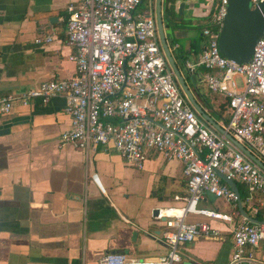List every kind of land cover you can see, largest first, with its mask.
I'll list each match as a JSON object with an SVG mask.
<instances>
[{"label":"built area","instance_id":"2783aa9c","mask_svg":"<svg viewBox=\"0 0 264 264\" xmlns=\"http://www.w3.org/2000/svg\"><path fill=\"white\" fill-rule=\"evenodd\" d=\"M263 0H251L255 8ZM76 0L67 6L66 43L73 53L75 75L67 80L47 81L22 95L0 97V115L18 103L28 107L35 101L65 99L64 112L70 127L60 143L86 154L112 145L131 166L142 169L148 152L182 164L187 194L175 196L179 206L165 218L162 234L166 253L152 259H129L125 254L104 255L99 264H189L180 252L183 244L198 237H217L208 221L232 226V253L228 264H257L255 249L264 243V221L251 223L239 217L237 197L218 174L244 186L250 202L264 195V171L224 135L214 130L191 105L179 86L163 52L155 18V0ZM211 26L202 30L206 38L195 61L186 60L189 74L202 70V82L216 96L217 105L227 103L230 119L221 126L250 153L264 161V36L250 61L237 64L218 49L219 33L227 13V0H212L207 16ZM45 35L36 44H49ZM171 52V50H170ZM197 75V74H196ZM222 199L230 213L206 208L207 198ZM187 216L208 221L187 220Z\"/></svg>","mask_w":264,"mask_h":264},{"label":"crops","instance_id":"0c3cea01","mask_svg":"<svg viewBox=\"0 0 264 264\" xmlns=\"http://www.w3.org/2000/svg\"><path fill=\"white\" fill-rule=\"evenodd\" d=\"M74 1L0 0V97L19 96L43 82L75 75L65 35L66 9ZM148 9L142 0L139 11L146 14ZM45 35L53 36L49 44L35 43ZM199 54L191 53L194 58ZM202 73L197 74L201 83ZM200 94L217 105L216 96ZM64 108L65 99L56 97L28 107L16 103L9 114L0 115V264H99L112 253L129 259L165 254V218L153 213L165 209L168 215L166 209L179 206L174 197L186 196L182 164L152 151L137 169L112 145L89 154L61 145L60 136L70 127ZM241 203L249 217L264 221L263 194ZM201 205L232 211L212 197ZM242 217H234L235 223ZM208 222L218 236L181 245L182 257L189 264H228L233 227ZM255 259L264 264V243L255 249Z\"/></svg>","mask_w":264,"mask_h":264},{"label":"water","instance_id":"95a60500","mask_svg":"<svg viewBox=\"0 0 264 264\" xmlns=\"http://www.w3.org/2000/svg\"><path fill=\"white\" fill-rule=\"evenodd\" d=\"M250 1L251 0H227V13L219 33L218 49L220 54L237 64H246L250 61L256 42L264 36V0L253 9L251 8ZM155 4V18L161 46L168 61L169 67L172 69L183 93L186 95L195 110L214 130L224 135L230 142H232L240 151H242L249 159H251L264 171L263 163L251 155L248 149L233 139L231 135L226 133V131L221 128V126L215 123L197 103L192 92L185 85L184 79L180 75L175 65L174 59L171 56V52L165 38V31L170 28L168 27V24L170 23L168 21L171 17L168 18L166 23H164L162 16V0H156ZM182 15L183 6H180L179 16ZM171 19L176 22L173 18ZM218 176L235 193L237 197V208L239 213L249 222L258 223L244 212L235 182L227 179L222 174H218ZM153 215L156 217L158 215V210H155Z\"/></svg>","mask_w":264,"mask_h":264},{"label":"rangeland","instance_id":"374dc122","mask_svg":"<svg viewBox=\"0 0 264 264\" xmlns=\"http://www.w3.org/2000/svg\"><path fill=\"white\" fill-rule=\"evenodd\" d=\"M162 3L165 6L166 0H162ZM170 6L171 8L183 6L182 23L181 21L174 22L170 18L168 21L170 22V28L165 31V38L171 50V56L188 89L190 91L199 90L200 93L209 94L206 87L202 85L203 83L200 82L199 77L196 75L199 74L201 76L203 71L198 70L196 74H189L185 67V61H195L196 58L193 57L195 55H191V53L198 54L201 52L202 46L206 42V38L201 35V30L206 26V19L203 17L212 6V0H171ZM189 48L191 49V53L189 52ZM180 52L183 53L185 59L180 58ZM209 116L215 121L221 122V120H218L216 114L211 113ZM214 200L223 205L224 210L228 207L222 199Z\"/></svg>","mask_w":264,"mask_h":264},{"label":"trees","instance_id":"16d2710c","mask_svg":"<svg viewBox=\"0 0 264 264\" xmlns=\"http://www.w3.org/2000/svg\"><path fill=\"white\" fill-rule=\"evenodd\" d=\"M214 2H216V0H214ZM169 4H171V0H166L165 8L167 11H169V8H168ZM170 9H173V8H171V6H170ZM211 14H212V12H210L207 16L203 17L204 19H206V26L203 27L202 30L205 28H213L211 26V22H210ZM180 21L182 23V20H180ZM177 25H178V23H177ZM168 27H170V24H168ZM202 30H201V32H202ZM201 35H202V33H201ZM189 52L191 53V49H189ZM179 54H180L181 59H185L182 52H180ZM194 92L197 95V97L200 99V106L205 111V113L207 115H209L211 113L216 114L218 117V120H221V125L226 126L229 119H230V114H229L227 103H220V104L214 106L209 102L210 99L201 95L198 92V90H195ZM221 182L224 183L223 181H221ZM235 184H236L238 190H240L239 195H240L241 200H245L247 197V193H245L243 191L241 184H238L237 182H235ZM237 211H238V208H237Z\"/></svg>","mask_w":264,"mask_h":264},{"label":"flooded vegetation","instance_id":"af4514ba","mask_svg":"<svg viewBox=\"0 0 264 264\" xmlns=\"http://www.w3.org/2000/svg\"><path fill=\"white\" fill-rule=\"evenodd\" d=\"M168 8H169V11H167L164 4H162V16H163L164 23H166L168 21V18L170 17L173 18L177 22L183 19V16H179V8L170 9L169 6ZM155 10H156V4H155Z\"/></svg>","mask_w":264,"mask_h":264},{"label":"bare ground","instance_id":"6f19581e","mask_svg":"<svg viewBox=\"0 0 264 264\" xmlns=\"http://www.w3.org/2000/svg\"><path fill=\"white\" fill-rule=\"evenodd\" d=\"M164 210H165V209H164ZM164 210L161 211L162 215H164V214H163V211H164ZM166 211L169 212V213H168V216L171 215V214L174 212V211H170V210H166ZM165 216H166V215H165Z\"/></svg>","mask_w":264,"mask_h":264}]
</instances>
